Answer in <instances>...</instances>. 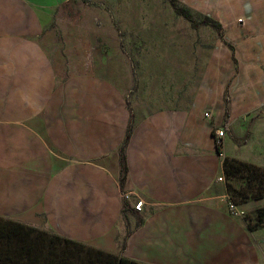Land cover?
<instances>
[{"label":"crops","instance_id":"0c3cea01","mask_svg":"<svg viewBox=\"0 0 264 264\" xmlns=\"http://www.w3.org/2000/svg\"><path fill=\"white\" fill-rule=\"evenodd\" d=\"M68 1L0 0V218L139 264H264V198L231 209L219 180L226 158L264 168V48L245 34L261 27L264 47V0H176L217 22L231 51L161 105L104 73L57 68L43 36Z\"/></svg>","mask_w":264,"mask_h":264},{"label":"rangeland","instance_id":"374dc122","mask_svg":"<svg viewBox=\"0 0 264 264\" xmlns=\"http://www.w3.org/2000/svg\"><path fill=\"white\" fill-rule=\"evenodd\" d=\"M60 16L58 23L43 36L57 68L67 76L104 73L112 81L127 82L131 91L135 67L140 82L137 91L130 92L132 100L153 99L156 105H161L167 100L180 99L187 90L193 93L203 83L205 71L215 66L216 53L230 57L231 45L217 30L204 26L193 29L160 0H107L103 3L69 0ZM245 34L253 38V47L261 56L262 28L253 27ZM233 45L237 47L239 62L246 64L251 44ZM225 183L229 199L235 205L244 203L240 190L246 187V181L238 176L229 179L225 176ZM11 243L33 246L32 254H28V250L22 254V264L35 256L40 257L37 264H46L44 256L47 254L63 264L65 261L80 264L90 256L99 257L96 251L100 250L68 242L46 223L35 227L0 218V251ZM103 252L101 260L106 262L120 255Z\"/></svg>","mask_w":264,"mask_h":264},{"label":"trees","instance_id":"16d2710c","mask_svg":"<svg viewBox=\"0 0 264 264\" xmlns=\"http://www.w3.org/2000/svg\"><path fill=\"white\" fill-rule=\"evenodd\" d=\"M169 3L176 16L188 21L193 29H198L200 26H208L217 30L218 32H221V26L210 18L205 17L202 21H197L193 13L188 8L181 6L176 0H169ZM120 36L122 37V34ZM133 76L134 87L132 89V92L134 93L137 91L139 82L135 67H133ZM132 122L133 115L131 116L130 126L128 128L125 142L120 151L123 175L122 180L125 179V175L127 174L125 150L131 137L133 124ZM246 140L247 138L244 139V141ZM224 173L226 178L228 179L234 176H238L246 181V187L240 190V194L243 195L245 202L248 200H259L264 198V168L237 159L226 158L224 161ZM259 221L261 223L264 222V209H261L259 212ZM25 250H28V254H32L34 248L31 245L27 246L26 243H19L16 246L11 243L10 245H8L7 249H5L4 251H0V264H22L21 260L24 257L22 254H24ZM96 253L99 255V257L93 258L90 256L86 259H82V263L80 264H139L135 261L126 259L121 255L112 257L113 260L111 262H106L101 260L102 256H104V252L102 250H97ZM39 260L40 257L35 256L34 258H31L26 264H37ZM44 261L46 264H63V261H58L57 257H51L48 254L44 256ZM65 263L74 264L73 262L68 263L67 261H65Z\"/></svg>","mask_w":264,"mask_h":264},{"label":"built area","instance_id":"2783aa9c","mask_svg":"<svg viewBox=\"0 0 264 264\" xmlns=\"http://www.w3.org/2000/svg\"><path fill=\"white\" fill-rule=\"evenodd\" d=\"M205 116L207 118H211L212 113L208 111L206 112ZM226 135H227V129L225 127H219L214 130V140H215L216 149L221 155H222V150L224 149L225 146L224 138L226 137ZM219 180L224 181L225 178H220ZM227 197L229 199V195ZM126 198L129 199L130 197L127 195ZM143 206H144L143 201H138L134 204V209L138 212H142ZM230 208L231 209L236 208V205L231 200H230Z\"/></svg>","mask_w":264,"mask_h":264}]
</instances>
